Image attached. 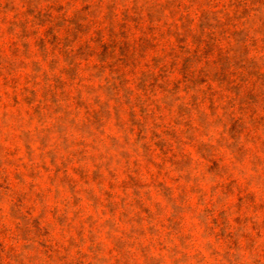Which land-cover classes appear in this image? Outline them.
<instances>
[{"label":"rangeland","instance_id":"obj_1","mask_svg":"<svg viewBox=\"0 0 264 264\" xmlns=\"http://www.w3.org/2000/svg\"><path fill=\"white\" fill-rule=\"evenodd\" d=\"M0 264H264V0H0Z\"/></svg>","mask_w":264,"mask_h":264}]
</instances>
